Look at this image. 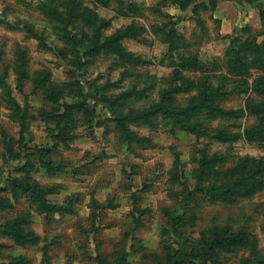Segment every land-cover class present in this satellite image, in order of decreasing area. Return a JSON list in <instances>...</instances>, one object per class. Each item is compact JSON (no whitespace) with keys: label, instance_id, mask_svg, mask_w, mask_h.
Returning <instances> with one entry per match:
<instances>
[{"label":"rangeland","instance_id":"rangeland-1","mask_svg":"<svg viewBox=\"0 0 264 264\" xmlns=\"http://www.w3.org/2000/svg\"><path fill=\"white\" fill-rule=\"evenodd\" d=\"M175 1L0 0L4 264H264V18Z\"/></svg>","mask_w":264,"mask_h":264},{"label":"trees","instance_id":"trees-1","mask_svg":"<svg viewBox=\"0 0 264 264\" xmlns=\"http://www.w3.org/2000/svg\"><path fill=\"white\" fill-rule=\"evenodd\" d=\"M176 4H179V6L181 7L182 10L187 9L188 7H190L192 5V3L189 1L187 3H182L180 0H176L175 1ZM210 3V4H209ZM218 2L215 0H209V2L207 1H201V2H195V5L193 7V11L197 12L199 6H202L204 8H207L211 11L215 10L216 6H217ZM260 15L262 18H264V7L261 9L260 11ZM255 43V42H253ZM263 94L264 91L262 90ZM24 125V124H23ZM20 227L23 228V225L21 223L20 218L16 219L15 222H11L9 224H4L2 226H0V228L5 231V233H8L10 235L15 236L16 235V241L21 244V245H25V242H21V238H24V235L21 233L20 231ZM4 264V262H1L0 260V264ZM7 264H11V262H8ZM16 264H30L28 261L24 260L23 258H18L16 259Z\"/></svg>","mask_w":264,"mask_h":264},{"label":"crops","instance_id":"crops-1","mask_svg":"<svg viewBox=\"0 0 264 264\" xmlns=\"http://www.w3.org/2000/svg\"><path fill=\"white\" fill-rule=\"evenodd\" d=\"M261 9L264 7V0H248L241 2L240 0H225L219 1L215 10V17L222 19V22L237 20L239 13L245 9L251 8Z\"/></svg>","mask_w":264,"mask_h":264}]
</instances>
